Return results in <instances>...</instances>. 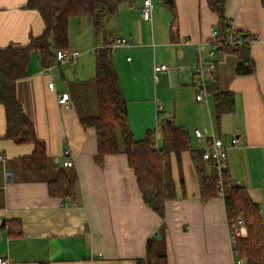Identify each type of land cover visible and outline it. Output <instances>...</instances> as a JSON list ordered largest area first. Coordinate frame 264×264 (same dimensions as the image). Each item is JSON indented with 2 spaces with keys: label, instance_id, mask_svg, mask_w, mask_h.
<instances>
[{
  "label": "crops",
  "instance_id": "0c3cea01",
  "mask_svg": "<svg viewBox=\"0 0 264 264\" xmlns=\"http://www.w3.org/2000/svg\"><path fill=\"white\" fill-rule=\"evenodd\" d=\"M151 2V20L141 17V0H123L99 31L90 17H70L64 48L79 51L73 61L45 69L38 52L30 53L27 75L16 81V95L45 144L44 170L21 168L19 158L30 155L33 145L2 138L5 114L0 104V255L9 264H137L151 237L163 241L167 264H235L239 258L223 197L200 199L188 151L170 157L175 197L165 202L163 217L142 201L124 153L96 159L95 129L81 124V118L97 113L93 49L118 37L129 40L111 58L133 135L141 138L154 129L159 144L161 125L172 119L188 132L193 148L207 145L211 131L226 143L235 136L238 145L227 148L223 168L259 206L264 225V0H225L231 27L254 37L248 44L254 70L236 74V53L216 50L209 86L234 97L233 111L220 117L209 86L206 101L195 98L196 47L206 52L217 15L206 0ZM25 3L0 0V48L25 46L30 36L42 33L40 12ZM160 63L169 68L155 72ZM51 81L53 88L48 87ZM60 93H68L67 105L58 103ZM157 106L162 107V121L155 125ZM65 149L73 161L70 167L63 166ZM58 168L73 182L71 198L49 194L48 183ZM6 221L18 223L10 233L2 228ZM242 233L247 235L245 223Z\"/></svg>",
  "mask_w": 264,
  "mask_h": 264
},
{
  "label": "trees",
  "instance_id": "16d2710c",
  "mask_svg": "<svg viewBox=\"0 0 264 264\" xmlns=\"http://www.w3.org/2000/svg\"><path fill=\"white\" fill-rule=\"evenodd\" d=\"M121 1L123 0H26V8L36 9L41 14L44 23L42 33L30 36L25 46L8 45L0 48V104L5 114L2 138L18 144L33 145L30 155L19 158L23 170H44L47 166L45 144L37 139L32 122L23 111L16 95V81L27 75L30 53L38 52L43 68L52 66L56 59L55 51L68 45L70 17H90L93 29L99 31L106 19L116 13ZM206 2L218 17L215 29L218 31L217 39L222 42L219 49L236 53V74L252 73L254 65L248 44H230L225 41L226 33L231 28L230 21L224 14L225 0ZM231 37L236 42L246 36L233 31ZM111 42L93 49L97 113L92 117L81 118L83 126H92L95 129L96 159L105 154L124 153L135 176L142 201L159 217H163L165 202L175 197L170 157L174 154L178 158L181 152L188 151L195 169L200 199L217 196L218 181L221 178L226 220L230 229L237 216L240 215L244 220L247 235L234 237V251L244 259V264H264L261 211L251 200L245 187L232 183L224 169L219 175L214 160L203 158L204 147L193 148L188 132L172 119L165 120L161 125L159 144L156 142L154 129L146 130L141 138L133 135L127 116L126 99L111 58L115 48L111 50L108 47ZM209 91L213 96L216 117L233 111L232 92L219 91L213 83L210 84ZM74 190L73 182L58 168L57 177L48 183L49 194L71 198ZM16 224V221H6L2 228L10 233ZM136 263L167 264L163 241L149 238L145 257L137 259Z\"/></svg>",
  "mask_w": 264,
  "mask_h": 264
},
{
  "label": "built area",
  "instance_id": "2783aa9c",
  "mask_svg": "<svg viewBox=\"0 0 264 264\" xmlns=\"http://www.w3.org/2000/svg\"><path fill=\"white\" fill-rule=\"evenodd\" d=\"M151 10H152V2L151 0H142L140 6L141 17L144 20H151ZM230 31L226 33L225 41L227 43L233 44H249L253 41V35L244 33L246 37L243 39H238L233 41L231 37V32L234 29L231 27ZM217 30L214 28L211 32V37L206 41L207 50L205 53H202L200 49V45L198 44L196 47L197 50V64L195 66V84L197 86V93L195 98L200 101H206L207 87L210 81L213 79L214 71H215V60L214 54L216 50L220 47L221 41L217 39ZM129 40L123 37H118L111 42L108 47L113 50L114 48L128 45ZM56 59L55 62L62 63L65 61H73L79 56V51L75 49L61 48L55 51ZM47 69V68H46ZM168 69V65L165 63L156 64L154 66V71H166ZM49 88H53L52 81L48 83ZM57 101L60 105H67L69 101L68 93H60L57 95ZM162 107L157 106L155 111L156 122L159 123L162 119ZM194 135L198 139H202L204 137L203 133L199 129L194 130ZM210 144L204 147L202 152L204 159L212 158L216 164L217 170L220 174L222 169V163L227 158V148L229 146L235 147L238 145V139L235 136H232L228 143H226L222 138L215 136L213 132L209 134ZM65 158L63 160L64 167H70L73 165L72 158L70 157L69 149H65L64 151ZM219 188L217 189V195L223 196L222 182L221 178H219ZM244 227V220L239 215L232 227L231 234L235 237H242V229ZM263 234H264V225H263ZM0 264H9V259L6 255H0ZM235 264H244V260L242 258H237Z\"/></svg>",
  "mask_w": 264,
  "mask_h": 264
},
{
  "label": "rangeland",
  "instance_id": "374dc122",
  "mask_svg": "<svg viewBox=\"0 0 264 264\" xmlns=\"http://www.w3.org/2000/svg\"><path fill=\"white\" fill-rule=\"evenodd\" d=\"M141 1H142V0H141ZM232 28H233V27H232ZM234 31H235V30H234ZM123 38H124V37H123ZM125 39H126V38H125ZM196 64H197V63H196ZM168 68H169V66H168ZM214 73H215V71H214ZM213 77H214V75H213ZM212 80H213V79H212ZM208 86H209V84H208ZM207 91H208V87H207ZM154 118H155V125H157L156 117H154ZM161 121H162V119L160 120V122H161ZM160 122H159V123H160ZM211 132H212V131H211ZM218 137L222 138L221 136H218ZM222 139H223V138H222ZM229 140H230V139H229ZM208 145H209V143H208L207 145H205L204 147H206V146H208ZM225 161H226V160H225ZM225 161L222 163V166H221L222 169H224V168H223V164L225 163ZM222 169H221V170H222ZM235 252H236V251H235ZM236 253H237V252H236ZM237 254H238V253H237ZM239 257H240V256H239ZM240 258H241V257H240ZM242 259H243V258H242ZM243 260H244V259H243Z\"/></svg>",
  "mask_w": 264,
  "mask_h": 264
}]
</instances>
